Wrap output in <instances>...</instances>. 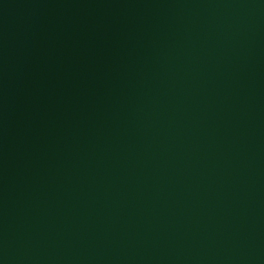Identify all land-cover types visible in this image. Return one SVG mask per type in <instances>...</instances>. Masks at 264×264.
<instances>
[{
	"label": "water",
	"instance_id": "water-1",
	"mask_svg": "<svg viewBox=\"0 0 264 264\" xmlns=\"http://www.w3.org/2000/svg\"><path fill=\"white\" fill-rule=\"evenodd\" d=\"M0 264H264V0H0Z\"/></svg>",
	"mask_w": 264,
	"mask_h": 264
}]
</instances>
